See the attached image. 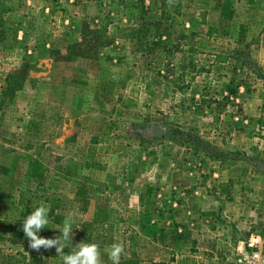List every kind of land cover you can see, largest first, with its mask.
<instances>
[{
    "label": "rangeland",
    "instance_id": "obj_1",
    "mask_svg": "<svg viewBox=\"0 0 264 264\" xmlns=\"http://www.w3.org/2000/svg\"><path fill=\"white\" fill-rule=\"evenodd\" d=\"M166 123L203 143L162 138ZM262 150L264 0H0V264H63L24 236L41 204L39 236L73 219L65 253L96 243L111 264L123 242L120 264H204L189 227L257 205Z\"/></svg>",
    "mask_w": 264,
    "mask_h": 264
},
{
    "label": "crops",
    "instance_id": "obj_2",
    "mask_svg": "<svg viewBox=\"0 0 264 264\" xmlns=\"http://www.w3.org/2000/svg\"><path fill=\"white\" fill-rule=\"evenodd\" d=\"M245 113H249L255 115L257 113L256 107H253L252 104L248 102L244 104ZM262 146V144L260 143ZM264 150H262V153ZM260 162L264 165V159L258 161V165L260 166ZM224 176V175H223ZM222 174H216L218 179L215 180L214 177H211L210 180L218 182L221 184L223 179ZM254 178H250L254 182L256 189L254 188L249 195L252 196V200L256 201V206H250L251 208L246 206H236L231 210L222 208V220L220 218L215 219L211 213L210 218H214V221L210 218H204L203 221H194L189 229L188 235L190 237L187 238V242L190 241V244L197 249L196 259H199V262L204 264H227L232 263L234 250L238 246L240 247L246 236L248 235L250 228V222L248 219V213H251L250 216L253 221L255 219H262V216L258 210L263 207L262 202H258V198L263 197V189H264V173H260L259 171H255L253 174ZM238 180V179H237ZM220 189V192L225 195L224 189L221 190V187H217ZM237 190V189H236ZM232 191V190H231ZM234 195L236 193H233ZM239 194V193H237ZM240 198H245V196H239ZM258 208V209H257ZM257 209V211H255ZM253 212H255L253 214ZM216 213H219V211ZM244 216V218H242ZM206 217H208L206 215ZM218 217H221L220 215ZM225 217L227 219H225ZM243 220V221H242ZM184 256L179 257L176 255V261L170 262V264H177L180 260H183ZM162 260V259H161Z\"/></svg>",
    "mask_w": 264,
    "mask_h": 264
},
{
    "label": "clouds",
    "instance_id": "obj_3",
    "mask_svg": "<svg viewBox=\"0 0 264 264\" xmlns=\"http://www.w3.org/2000/svg\"><path fill=\"white\" fill-rule=\"evenodd\" d=\"M50 207L41 204L22 222V230L24 236L28 238L29 247L37 252L41 248H55L56 252L62 255L63 264H102L100 251L96 243L80 242L75 247V251L65 253L63 250L68 247L73 235V219L68 216L63 222V227L60 228L61 235L55 238H45L39 236L38 233L46 228L49 224L48 214ZM125 253L123 242L113 243L108 250V258L111 264H120L121 256Z\"/></svg>",
    "mask_w": 264,
    "mask_h": 264
},
{
    "label": "built area",
    "instance_id": "obj_4",
    "mask_svg": "<svg viewBox=\"0 0 264 264\" xmlns=\"http://www.w3.org/2000/svg\"><path fill=\"white\" fill-rule=\"evenodd\" d=\"M233 264H264V226L250 232L240 247L234 250Z\"/></svg>",
    "mask_w": 264,
    "mask_h": 264
},
{
    "label": "trees",
    "instance_id": "obj_5",
    "mask_svg": "<svg viewBox=\"0 0 264 264\" xmlns=\"http://www.w3.org/2000/svg\"><path fill=\"white\" fill-rule=\"evenodd\" d=\"M205 99L200 97L195 106L203 103ZM194 106V107H195ZM164 133L161 134L162 138L168 141L175 142L181 145L191 146L196 148L198 144L203 143L200 136H198L192 128H182L177 124L166 123L164 126ZM185 146V147H186ZM123 264H162L161 262H129L125 261Z\"/></svg>",
    "mask_w": 264,
    "mask_h": 264
}]
</instances>
